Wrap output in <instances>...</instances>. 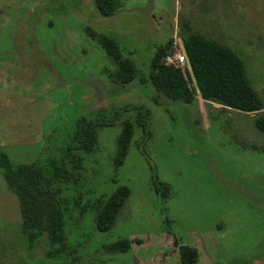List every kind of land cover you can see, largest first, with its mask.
Here are the masks:
<instances>
[{
  "label": "rangeland",
  "instance_id": "374dc122",
  "mask_svg": "<svg viewBox=\"0 0 264 264\" xmlns=\"http://www.w3.org/2000/svg\"><path fill=\"white\" fill-rule=\"evenodd\" d=\"M100 15L92 0H0V151L12 167L80 157L77 179L58 194L67 251L48 255L44 234L20 232L15 194L0 168V264H264V0H114ZM198 33L234 51L261 108L242 112L201 99L187 76L181 37ZM111 37L136 76L110 80L114 63L100 45ZM180 68L191 102L170 100L148 79L150 58ZM130 109L97 128L85 152L71 141L75 121L97 109ZM132 135L113 164L121 120ZM142 126V127H141ZM158 182V183H157ZM164 184V187H161ZM129 190L107 231L93 226L94 201ZM160 187V188H159ZM126 239L125 251L110 245Z\"/></svg>",
  "mask_w": 264,
  "mask_h": 264
},
{
  "label": "trees",
  "instance_id": "16d2710c",
  "mask_svg": "<svg viewBox=\"0 0 264 264\" xmlns=\"http://www.w3.org/2000/svg\"><path fill=\"white\" fill-rule=\"evenodd\" d=\"M96 11L102 16L114 13V0H92ZM100 45L105 55L114 63L110 80L121 85L131 82L136 76L133 63L121 55L113 38L101 36ZM181 51L185 58V71L195 86L201 99L216 102L222 106L242 112H252L261 108L256 92L247 83L243 65L238 55L229 47L205 39L198 33H188L181 37ZM164 55L163 47H158L150 58L148 79L155 89L170 100L191 102L193 90L186 83L180 68L160 61ZM130 109L141 118L142 126L147 122L146 111L141 106L122 104L118 107L97 109L92 117L85 120L79 117L71 141L76 149L90 151L96 142L97 128L112 125L113 119L121 112ZM255 126L264 132V119H256ZM141 126V127H142ZM132 135V122L128 117L121 120V128L115 139L113 164L120 165L127 151ZM58 160L49 159L45 163H25L12 167L6 154L0 151V168L7 187L15 194L20 213V232L28 244L44 234L48 240L47 254L67 251L64 230V209L60 207L58 194L63 185L78 177L80 157L72 154L70 146L64 148ZM158 183V182H157ZM164 187V184H161ZM160 188V187H159ZM129 190L118 187L104 198L94 201L93 226L97 231H107L114 222L118 210ZM118 251L128 247L126 239L110 245ZM179 264H193L196 249L180 246Z\"/></svg>",
  "mask_w": 264,
  "mask_h": 264
},
{
  "label": "built area",
  "instance_id": "2783aa9c",
  "mask_svg": "<svg viewBox=\"0 0 264 264\" xmlns=\"http://www.w3.org/2000/svg\"><path fill=\"white\" fill-rule=\"evenodd\" d=\"M176 57H177V61H178V62H180V63L185 62V58H184L183 55H179V54H178Z\"/></svg>",
  "mask_w": 264,
  "mask_h": 264
}]
</instances>
